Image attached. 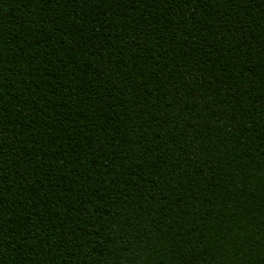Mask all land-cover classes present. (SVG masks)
I'll return each instance as SVG.
<instances>
[{"label":"trees","instance_id":"trees-1","mask_svg":"<svg viewBox=\"0 0 264 264\" xmlns=\"http://www.w3.org/2000/svg\"><path fill=\"white\" fill-rule=\"evenodd\" d=\"M0 264H264V0H0Z\"/></svg>","mask_w":264,"mask_h":264}]
</instances>
